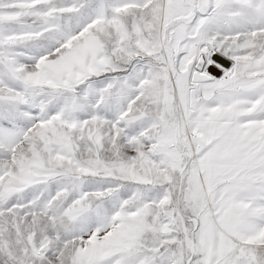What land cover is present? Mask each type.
Instances as JSON below:
<instances>
[{
  "label": "snow or ice",
  "instance_id": "1",
  "mask_svg": "<svg viewBox=\"0 0 264 264\" xmlns=\"http://www.w3.org/2000/svg\"><path fill=\"white\" fill-rule=\"evenodd\" d=\"M0 264H264V0H0Z\"/></svg>",
  "mask_w": 264,
  "mask_h": 264
},
{
  "label": "water",
  "instance_id": "2",
  "mask_svg": "<svg viewBox=\"0 0 264 264\" xmlns=\"http://www.w3.org/2000/svg\"><path fill=\"white\" fill-rule=\"evenodd\" d=\"M219 58L220 60L216 59V58ZM212 59L218 63H220L221 65H223V68L224 69H229L232 65V62L227 58L225 57L224 55L220 54V53H213L212 55ZM228 63H224V62ZM207 70L215 77L219 78L222 74H223V71L217 67H215V65H207Z\"/></svg>",
  "mask_w": 264,
  "mask_h": 264
},
{
  "label": "rangeland",
  "instance_id": "3",
  "mask_svg": "<svg viewBox=\"0 0 264 264\" xmlns=\"http://www.w3.org/2000/svg\"><path fill=\"white\" fill-rule=\"evenodd\" d=\"M217 53H220V54H222L221 52H217ZM223 55V54H222ZM225 56V55H224ZM225 57H227V56H225ZM228 58V57H227ZM229 59V58H228ZM231 62H232V60L231 59H229ZM233 63V62H232ZM232 66V65H231ZM231 68V67H230ZM223 75V74H222ZM221 75V76H222Z\"/></svg>",
  "mask_w": 264,
  "mask_h": 264
},
{
  "label": "bare ground",
  "instance_id": "4",
  "mask_svg": "<svg viewBox=\"0 0 264 264\" xmlns=\"http://www.w3.org/2000/svg\"><path fill=\"white\" fill-rule=\"evenodd\" d=\"M216 59L220 60L218 57H217ZM220 61H222V60H220ZM223 62H224V61H223ZM224 63H226V62H224ZM226 64H228V63H226Z\"/></svg>",
  "mask_w": 264,
  "mask_h": 264
}]
</instances>
